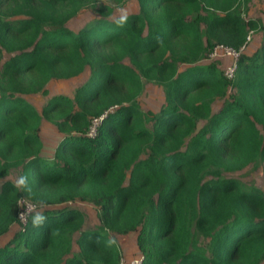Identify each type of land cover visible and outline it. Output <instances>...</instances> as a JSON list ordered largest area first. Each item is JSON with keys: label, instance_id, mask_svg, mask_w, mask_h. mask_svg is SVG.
<instances>
[{"label": "trees", "instance_id": "1", "mask_svg": "<svg viewBox=\"0 0 264 264\" xmlns=\"http://www.w3.org/2000/svg\"><path fill=\"white\" fill-rule=\"evenodd\" d=\"M252 1L0 0V236L17 226L0 264H121L128 232L140 264H264V188L229 175L250 166L264 185ZM215 46L238 51L232 77ZM76 78L70 94L49 89ZM147 84L160 88L157 111L142 107ZM43 120L60 135L50 157ZM22 198L36 207L20 227Z\"/></svg>", "mask_w": 264, "mask_h": 264}, {"label": "rangeland", "instance_id": "2", "mask_svg": "<svg viewBox=\"0 0 264 264\" xmlns=\"http://www.w3.org/2000/svg\"><path fill=\"white\" fill-rule=\"evenodd\" d=\"M134 9H135V3L133 1H129L126 5L116 8L114 10V15H119V14L125 15L133 11ZM91 15L92 13L88 9L83 10L77 17L72 18L69 24L73 25L76 28L85 20L89 19ZM247 17H261L264 21V0H253L249 6ZM258 39H259V34L252 32L249 38L248 46L254 44ZM77 81H78L77 78L71 80H65V81H56L50 83L49 89L51 90L53 89V92H62V93L70 94L74 86L77 84ZM146 88H147V92L144 93L140 101L146 106L147 109H150L152 111H157L162 104L160 101V99H162L160 88L156 87L155 85L152 86L151 84H147ZM156 89H158L157 92ZM30 99L31 101L39 105L42 101L45 100V96H34V97H30ZM49 128H51V125L48 122H44L42 124L40 131L41 140L43 138L49 137L47 136L49 132ZM229 175L243 178L245 181L248 182L254 181L257 184H259L262 188H264L260 169L253 170L250 166H248L241 171ZM75 205L89 214L87 218L88 225H93V222L98 221L96 216V210L94 207L84 203H76ZM9 233L10 231H8L6 235H8ZM120 245L122 248L121 264H129L131 259L139 256V251L135 245V232H128L125 235V238H123L122 242H120ZM130 253L133 254L126 256L125 258V255Z\"/></svg>", "mask_w": 264, "mask_h": 264}, {"label": "built area", "instance_id": "3", "mask_svg": "<svg viewBox=\"0 0 264 264\" xmlns=\"http://www.w3.org/2000/svg\"><path fill=\"white\" fill-rule=\"evenodd\" d=\"M249 38L250 36L247 37V40H249ZM222 53L230 56V63L225 68V74L228 77H232L236 67V58L238 55V51L229 47L215 46L213 50L210 52V56L211 57L218 56ZM100 119L101 117L92 119L91 125L87 132L88 135L93 136L95 134L96 126L99 124ZM19 204H20V210L18 213V219L20 223L19 226L22 227L26 222L28 214L35 209L36 205L26 200L25 198L20 199ZM140 262H141V257H135L131 259L129 264H140Z\"/></svg>", "mask_w": 264, "mask_h": 264}, {"label": "crops", "instance_id": "4", "mask_svg": "<svg viewBox=\"0 0 264 264\" xmlns=\"http://www.w3.org/2000/svg\"><path fill=\"white\" fill-rule=\"evenodd\" d=\"M157 91H158V89H156V92H157ZM146 92H147V88H146ZM160 101H161V103H162L163 98L160 99ZM141 104H142V107H143L144 109H147L146 106H145L143 103H141ZM44 122H46V121H45V120L42 121V123H41V127H42V124H43ZM40 131H41V129H40ZM47 136H49V137H48V138H43V139H42L43 141H42L41 155L44 156V157H50V156L52 155L53 150H54V148H55V145H56L58 139L60 138L59 133L56 131V129H55L53 126H51V128H49V132H48ZM40 137H41V136H40ZM86 216H87V218H88L89 214L86 213ZM90 217H91V216H90ZM92 222H93V220H92ZM86 224H87V220H86L85 225H86ZM93 224H96V222H93ZM87 225H88V224H87ZM16 229H17V226H15L14 224H13L12 226H10V228H9V230H8V231H10V233H9L8 235H6V234L8 233V231H7L5 234H3V235L0 236V244L3 243L6 239H8V238L13 234V232H14ZM125 235H126V234L121 235V236H119V237L117 238V241H118L119 246H120V249H121V253H122V248H121L120 242H122L123 238H125ZM132 254H133V253L126 254V255H125V258H126V256H129V255H132Z\"/></svg>", "mask_w": 264, "mask_h": 264}, {"label": "clouds", "instance_id": "5", "mask_svg": "<svg viewBox=\"0 0 264 264\" xmlns=\"http://www.w3.org/2000/svg\"><path fill=\"white\" fill-rule=\"evenodd\" d=\"M126 20V16L122 15L119 17V21L120 23L124 22ZM18 183H23V178H21ZM43 221V216L40 214H36L32 217V223L33 225L39 224Z\"/></svg>", "mask_w": 264, "mask_h": 264}]
</instances>
